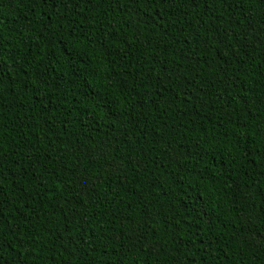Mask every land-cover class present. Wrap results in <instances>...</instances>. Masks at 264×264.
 <instances>
[{
  "label": "trees",
  "instance_id": "16d2710c",
  "mask_svg": "<svg viewBox=\"0 0 264 264\" xmlns=\"http://www.w3.org/2000/svg\"><path fill=\"white\" fill-rule=\"evenodd\" d=\"M0 264H264V0H0Z\"/></svg>",
  "mask_w": 264,
  "mask_h": 264
}]
</instances>
